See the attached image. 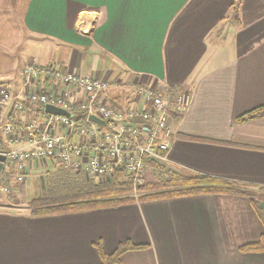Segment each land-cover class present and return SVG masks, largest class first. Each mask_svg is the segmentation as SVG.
Instances as JSON below:
<instances>
[{
	"label": "crops",
	"instance_id": "crops-1",
	"mask_svg": "<svg viewBox=\"0 0 264 264\" xmlns=\"http://www.w3.org/2000/svg\"><path fill=\"white\" fill-rule=\"evenodd\" d=\"M11 2L31 49L44 53L40 42L47 40L60 48V54L25 57L14 91L32 60L119 85L97 101L125 112L144 110L130 85L166 86L171 99L184 88L191 102L180 122L171 114L177 138L168 167L264 187V117L240 120L264 106V0ZM67 92L82 114L85 93ZM38 109L19 120H40ZM9 114L7 107L3 118ZM54 164L30 165L26 182L14 187L16 199L25 206L29 180L54 171ZM18 204L0 205V264H100L95 245L110 256L125 242L145 248L125 253L120 264H264V252L240 251L264 234L241 196L203 194L44 217Z\"/></svg>",
	"mask_w": 264,
	"mask_h": 264
},
{
	"label": "built area",
	"instance_id": "built-area-1",
	"mask_svg": "<svg viewBox=\"0 0 264 264\" xmlns=\"http://www.w3.org/2000/svg\"><path fill=\"white\" fill-rule=\"evenodd\" d=\"M79 30L83 35L90 33L85 28ZM22 82L18 91L0 84V156L5 158L0 176V205H16L14 187L26 182L30 165L48 160H54L66 171L84 173L98 181L126 172L140 186L148 162L168 163L171 144L177 138L171 114L184 116L191 102L190 92L184 88L171 99L168 87L157 91L139 83L129 88L139 102H144V110L121 111L97 101L101 93L119 85L36 60L23 68ZM44 83L48 89L42 86ZM68 87L86 95L81 106L86 114L85 125L81 128H77L78 116L69 103ZM47 105L67 114L49 115L45 112ZM7 107L12 112L10 118L13 115L10 120L3 118ZM35 108H39L40 120H19ZM91 116L105 121L107 131L101 132V127L89 120Z\"/></svg>",
	"mask_w": 264,
	"mask_h": 264
},
{
	"label": "trees",
	"instance_id": "trees-1",
	"mask_svg": "<svg viewBox=\"0 0 264 264\" xmlns=\"http://www.w3.org/2000/svg\"><path fill=\"white\" fill-rule=\"evenodd\" d=\"M253 117H264V106L243 115L240 120ZM85 118L84 113L78 115L77 128L85 125ZM182 118L183 116H179L175 120L180 122ZM147 168L150 171V181L141 186L135 185L133 178L125 172L117 173L111 182H98L84 173L56 168V172L48 174L50 176L44 189L30 203V214L34 217H44L147 201L216 194L247 198L264 226V187L191 174L149 162ZM95 246L100 253V264H120L125 253L145 248L143 245L125 242L108 256L103 253L101 243ZM240 251L264 252V234L258 243L243 246Z\"/></svg>",
	"mask_w": 264,
	"mask_h": 264
},
{
	"label": "rangeland",
	"instance_id": "rangeland-1",
	"mask_svg": "<svg viewBox=\"0 0 264 264\" xmlns=\"http://www.w3.org/2000/svg\"><path fill=\"white\" fill-rule=\"evenodd\" d=\"M4 1V4L6 2H8L9 4H6V7H4V5L0 2V84L12 85L14 82L13 79H17L18 77L21 78L20 70L22 68V60L25 57L35 56L36 58L40 59L41 56L46 57L47 54H52L53 52L60 54V48H56V52L52 45V42L47 40L40 42L41 49H43L44 47V53L35 50L37 48L31 49L33 44L32 38L21 33V29L19 27V19L14 14V2L10 3V0ZM101 129H106V127H102ZM160 165H164L165 167L169 166L168 163ZM52 167H55V170L50 172V174L56 172L58 168H62L58 164H54ZM31 171L32 168H30V172ZM42 175L43 176L39 177L37 180L34 178L29 180L25 193V197L27 200V204H25V206L21 203V201L16 200V202L19 203L16 204L20 205V209L25 208L30 213V204L28 202H32V200L35 199V196L44 189L46 181L50 176H48V173ZM149 177L150 171L146 167L144 180L141 185L149 182ZM113 179L97 181L111 182L113 181Z\"/></svg>",
	"mask_w": 264,
	"mask_h": 264
},
{
	"label": "water",
	"instance_id": "water-1",
	"mask_svg": "<svg viewBox=\"0 0 264 264\" xmlns=\"http://www.w3.org/2000/svg\"><path fill=\"white\" fill-rule=\"evenodd\" d=\"M45 112H46L47 114H49V115H66V114H67V113L64 112L63 110L58 109V108L53 107V106H50V105L45 106ZM89 120H90L92 123L98 125V126L101 127V128H102V127H105V126L107 125L105 121H102L101 119H99V118L96 117V116H91V117L89 118ZM4 161H5V158L2 157V156H0V176H1V171H2V169H3V163H4Z\"/></svg>",
	"mask_w": 264,
	"mask_h": 264
}]
</instances>
